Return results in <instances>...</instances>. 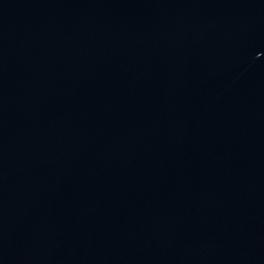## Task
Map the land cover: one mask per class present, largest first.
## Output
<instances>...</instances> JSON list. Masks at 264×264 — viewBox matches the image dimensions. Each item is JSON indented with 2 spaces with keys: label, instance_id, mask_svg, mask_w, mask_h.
<instances>
[{
  "label": "water",
  "instance_id": "1",
  "mask_svg": "<svg viewBox=\"0 0 264 264\" xmlns=\"http://www.w3.org/2000/svg\"><path fill=\"white\" fill-rule=\"evenodd\" d=\"M0 264H264V0H0Z\"/></svg>",
  "mask_w": 264,
  "mask_h": 264
}]
</instances>
